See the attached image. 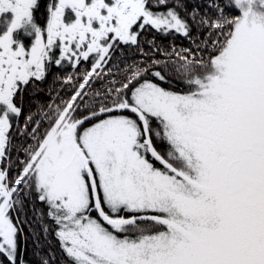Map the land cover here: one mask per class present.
Returning <instances> with one entry per match:
<instances>
[{
  "label": "snow or ice",
  "instance_id": "1",
  "mask_svg": "<svg viewBox=\"0 0 264 264\" xmlns=\"http://www.w3.org/2000/svg\"><path fill=\"white\" fill-rule=\"evenodd\" d=\"M0 264H264V0H0Z\"/></svg>",
  "mask_w": 264,
  "mask_h": 264
}]
</instances>
